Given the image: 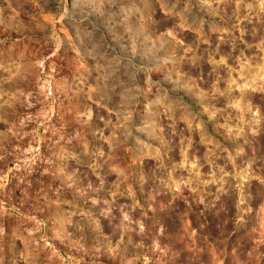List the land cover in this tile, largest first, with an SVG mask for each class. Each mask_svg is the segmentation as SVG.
<instances>
[{
	"label": "rangeland",
	"instance_id": "1",
	"mask_svg": "<svg viewBox=\"0 0 264 264\" xmlns=\"http://www.w3.org/2000/svg\"><path fill=\"white\" fill-rule=\"evenodd\" d=\"M242 1L0 0V264H264Z\"/></svg>",
	"mask_w": 264,
	"mask_h": 264
},
{
	"label": "flooded vegetation",
	"instance_id": "2",
	"mask_svg": "<svg viewBox=\"0 0 264 264\" xmlns=\"http://www.w3.org/2000/svg\"><path fill=\"white\" fill-rule=\"evenodd\" d=\"M245 1H252L254 4V0H245ZM242 10L243 9H248L249 7L246 5H244V3L242 2ZM250 9L253 10V12L251 13V15L249 16V18L246 19L245 22L242 23V26L244 27H249L251 29V33L248 35L249 38H257V36L253 37L252 33H253V29H252V25L253 23H255V25H259V31L258 32H263L264 31V7L263 9H260L257 7L256 3L254 4V6H250ZM238 14V13H237ZM261 29V30H260ZM256 31V30H255ZM262 37V36H261ZM264 38V37H262ZM226 72L225 70L222 71V73Z\"/></svg>",
	"mask_w": 264,
	"mask_h": 264
},
{
	"label": "bare ground",
	"instance_id": "3",
	"mask_svg": "<svg viewBox=\"0 0 264 264\" xmlns=\"http://www.w3.org/2000/svg\"><path fill=\"white\" fill-rule=\"evenodd\" d=\"M243 2V1H242ZM247 3V2H246ZM252 3V2H251ZM250 3V4H251ZM244 5H246V4H244ZM249 5V4H248ZM247 5V6H248ZM242 6V5H241ZM241 6H239V10L242 8ZM246 6V7H247ZM250 8V7H249ZM253 27H256V26H253ZM257 27H259V26H257ZM254 28V29H256V30H258V28ZM261 30V29H260ZM259 31V30H258ZM258 31H257V33H258ZM259 34H261V35H259ZM259 34H258V36H262V37H264V31L263 32H259ZM255 35H256V32H255ZM255 35H254V37H255ZM231 50V49H230ZM257 65H255V66H252V65H248L247 67H245V70L244 71H242V72H239V75H241V76H243V75H246L250 80H251V84L252 85H254V83H255V81L257 80V76H258V69L259 68H257L256 67ZM220 72V71H219ZM227 73H229V72H227ZM224 75H227V74H224ZM229 77V78H228ZM224 78V77H223ZM259 78V77H258ZM225 79H226V77H225ZM231 80H233V77L231 76V74L229 73V75H227V82H231ZM234 81V80H233ZM232 81V82H233ZM226 82V81H225ZM250 95H252V94H250ZM248 96L247 94H245V93H242V97H243V99H244V101L245 100H247V99H249V98H252V96ZM232 97V96H231ZM248 101V100H247ZM246 101V102H247ZM249 102V101H248ZM247 102V103H248ZM242 107H243V104H242ZM248 107H246V109L245 108H243L242 110H248L247 109ZM245 111V112H246Z\"/></svg>",
	"mask_w": 264,
	"mask_h": 264
}]
</instances>
